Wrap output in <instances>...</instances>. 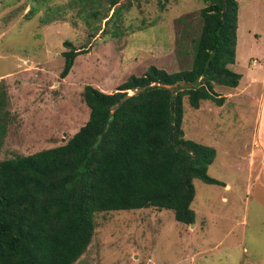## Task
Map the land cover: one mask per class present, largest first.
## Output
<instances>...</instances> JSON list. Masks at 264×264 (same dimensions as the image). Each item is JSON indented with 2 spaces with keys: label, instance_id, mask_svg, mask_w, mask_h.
Masks as SVG:
<instances>
[{
  "label": "rangeland",
  "instance_id": "obj_1",
  "mask_svg": "<svg viewBox=\"0 0 264 264\" xmlns=\"http://www.w3.org/2000/svg\"><path fill=\"white\" fill-rule=\"evenodd\" d=\"M238 2L241 65L230 69L245 75L244 86V60L264 64V0ZM206 6L120 0L111 19V0H0V160L66 144L89 120L87 85L115 93L152 65L190 68ZM65 42L88 53L61 79ZM254 89L229 99L234 90L216 84L223 106L208 100L195 109L184 100L185 138L216 150L208 174L231 186L194 181L193 228L171 210L96 213L92 242L75 264H264V159L255 147L257 139L264 146V115L259 125L262 89Z\"/></svg>",
  "mask_w": 264,
  "mask_h": 264
},
{
  "label": "trees",
  "instance_id": "obj_2",
  "mask_svg": "<svg viewBox=\"0 0 264 264\" xmlns=\"http://www.w3.org/2000/svg\"><path fill=\"white\" fill-rule=\"evenodd\" d=\"M202 1L207 6L190 68L170 73L152 65L115 93L87 85L89 120L66 144L0 160V264H75L92 242L100 212L157 208L195 225L194 181L227 186L208 174L216 150L186 139L182 127L185 99L195 109L208 100L222 106L215 85L234 89L242 78L230 69L238 0ZM119 2L111 0V9ZM65 46L61 79L88 53L72 42Z\"/></svg>",
  "mask_w": 264,
  "mask_h": 264
},
{
  "label": "crops",
  "instance_id": "obj_3",
  "mask_svg": "<svg viewBox=\"0 0 264 264\" xmlns=\"http://www.w3.org/2000/svg\"><path fill=\"white\" fill-rule=\"evenodd\" d=\"M237 48H239L238 45H237ZM238 59L239 58H238V53H237L235 63L241 65V60L240 59L238 60ZM246 61H247V67H248V68L247 67L246 68L249 70V73L246 75L247 76L246 77L247 83L244 86L241 85V82L245 79V75L241 74L242 78H241L239 86L237 88L233 89L234 93L228 94V96H229L228 98L229 99H237V98H241V97H249L250 98V95L253 97V95L256 91L254 89V86L259 85V87H261V89H262L261 108L259 111H257V121H258V124L260 125L261 118L264 115V64H260L258 61H256L255 59H252V58H250L248 60L247 59L244 60V63ZM255 143H256L255 147L259 148L260 152H262L261 149L263 150L262 153H263V159H264V146H262L259 139H257ZM227 186H229L231 188L230 184H228Z\"/></svg>",
  "mask_w": 264,
  "mask_h": 264
},
{
  "label": "water",
  "instance_id": "obj_4",
  "mask_svg": "<svg viewBox=\"0 0 264 264\" xmlns=\"http://www.w3.org/2000/svg\"><path fill=\"white\" fill-rule=\"evenodd\" d=\"M194 226L192 225V228H193Z\"/></svg>",
  "mask_w": 264,
  "mask_h": 264
}]
</instances>
